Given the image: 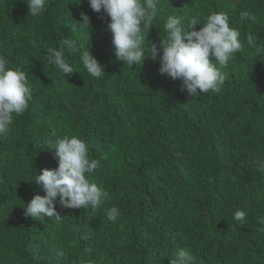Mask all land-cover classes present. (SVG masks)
I'll return each instance as SVG.
<instances>
[{"label": "trees", "instance_id": "trees-1", "mask_svg": "<svg viewBox=\"0 0 264 264\" xmlns=\"http://www.w3.org/2000/svg\"><path fill=\"white\" fill-rule=\"evenodd\" d=\"M196 1L159 0L143 32L142 63L129 67L112 51L109 18L86 0H47L36 18L27 15V0H0V55L28 72L32 92L27 111L0 135V264H171L179 249L194 254L195 264H264V55L246 76L220 67L219 91L196 97L159 74V54L147 55L163 43L169 16L188 26ZM247 3L232 25L264 42L260 26L240 17L263 20L264 0ZM81 13L89 18L83 33ZM63 38L80 50L66 56L74 71L64 77L46 59ZM88 47L105 76L91 78L81 65ZM53 134L86 142L99 161L88 178L107 202L65 209L57 196L59 219L27 218L23 204L44 195L35 170L58 166L55 150L45 149ZM112 151L122 156L117 174L109 173ZM112 207L121 213L117 222L107 218ZM237 210L246 213L242 224Z\"/></svg>", "mask_w": 264, "mask_h": 264}, {"label": "clouds", "instance_id": "clouds-1", "mask_svg": "<svg viewBox=\"0 0 264 264\" xmlns=\"http://www.w3.org/2000/svg\"><path fill=\"white\" fill-rule=\"evenodd\" d=\"M25 3V0H23ZM91 10L103 13L109 18L107 31L111 35L112 51L117 61L129 67L141 64L146 54L143 35L149 31L157 17L159 0H86ZM28 14L33 18L40 17L46 10L47 0H27ZM241 20L254 19L248 12L240 13ZM79 30L89 28V18L80 14V22H76ZM202 25L200 29L186 31ZM182 18L171 15L163 25L165 37L159 48L152 45L147 55L156 60L159 54V74L172 80H181L182 89L190 96L196 97L209 91H219L226 79L220 67L228 66L234 55L242 49L239 31L230 26L229 16L224 12H213L203 22L193 18L187 27ZM87 40L89 31L87 32ZM253 44L256 37H247ZM75 40L63 38L58 48L47 51V63L53 66L64 77L74 71L66 56L79 52ZM162 53V54H161ZM214 58L216 64L210 62ZM79 61L86 73L94 79L105 76L101 65L89 51V47L79 56ZM10 61L0 55V135L10 132L14 116L23 115L32 98L28 83L27 71L9 67ZM50 139L47 150H55L58 166L54 170L43 169L34 181L44 192L43 196L34 195L22 208L27 218L43 219L56 217L55 200L59 196L60 204L65 209H81L91 207L93 210L102 204L106 195L104 189L89 180V176L99 167V161L89 157L86 142L78 137H55ZM264 171V168L261 169ZM121 213L116 207L107 212L111 222H117ZM234 220L244 223L246 213L237 210ZM264 224V218L259 220ZM264 231V228L260 229ZM196 257L190 251L179 249L175 252L171 264H195Z\"/></svg>", "mask_w": 264, "mask_h": 264}, {"label": "rangeland", "instance_id": "rangeland-1", "mask_svg": "<svg viewBox=\"0 0 264 264\" xmlns=\"http://www.w3.org/2000/svg\"><path fill=\"white\" fill-rule=\"evenodd\" d=\"M249 0H197L196 2L190 4V17H197L199 19H206L207 16L213 12H224L229 16V23L231 27L236 28L240 33V40L242 43V49L239 53L234 55L230 62L229 66L227 67L232 73L239 74L241 76H246L249 73H251L256 66L253 61V58L258 54L264 55V42H256L254 41L253 44H249L247 37L248 34H245L243 30L241 29V23L239 22L238 26H233L234 24L231 19H235L234 15H236V9L243 4L244 2L247 3ZM248 4V3H247ZM186 5V4H185ZM200 21V20H199ZM252 23L257 27V30H260L261 34H264L263 27L264 26V19H251ZM236 22V21H235ZM210 62H212L214 65L216 64V61L214 58L210 57ZM228 70V71H229ZM113 152V151H112ZM122 156L119 152L114 151L112 154V167L110 168L109 173H120L122 170H120V160ZM93 183H96L99 185L98 181H94ZM107 202V198L105 199V196L102 198V203Z\"/></svg>", "mask_w": 264, "mask_h": 264}]
</instances>
